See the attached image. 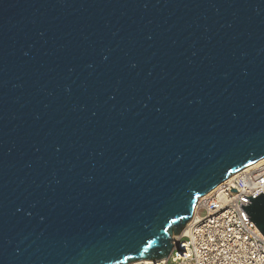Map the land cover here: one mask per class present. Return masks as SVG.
<instances>
[{
    "label": "water",
    "instance_id": "water-1",
    "mask_svg": "<svg viewBox=\"0 0 264 264\" xmlns=\"http://www.w3.org/2000/svg\"><path fill=\"white\" fill-rule=\"evenodd\" d=\"M262 158L264 0H0V264L166 258Z\"/></svg>",
    "mask_w": 264,
    "mask_h": 264
},
{
    "label": "built area",
    "instance_id": "built-area-1",
    "mask_svg": "<svg viewBox=\"0 0 264 264\" xmlns=\"http://www.w3.org/2000/svg\"><path fill=\"white\" fill-rule=\"evenodd\" d=\"M262 192L264 164L232 174L198 199L169 256L143 264H264V235L241 206Z\"/></svg>",
    "mask_w": 264,
    "mask_h": 264
},
{
    "label": "bare ground",
    "instance_id": "bare-ground-1",
    "mask_svg": "<svg viewBox=\"0 0 264 264\" xmlns=\"http://www.w3.org/2000/svg\"><path fill=\"white\" fill-rule=\"evenodd\" d=\"M264 164V158L258 160L257 162L251 164V165H248L246 166L245 168H243L242 170H245V171H250V170H254L260 166H262ZM237 173V172H236ZM235 174V173H234ZM232 176V175H231ZM214 190H212L211 192H209L207 195H210L212 194ZM147 260H151V258H143V259H140V260H137V261H134L132 263H135V264H143L145 261Z\"/></svg>",
    "mask_w": 264,
    "mask_h": 264
},
{
    "label": "snow or ice",
    "instance_id": "snow-or-ice-1",
    "mask_svg": "<svg viewBox=\"0 0 264 264\" xmlns=\"http://www.w3.org/2000/svg\"><path fill=\"white\" fill-rule=\"evenodd\" d=\"M150 243H151V241H150Z\"/></svg>",
    "mask_w": 264,
    "mask_h": 264
},
{
    "label": "rangeland",
    "instance_id": "rangeland-1",
    "mask_svg": "<svg viewBox=\"0 0 264 264\" xmlns=\"http://www.w3.org/2000/svg\"><path fill=\"white\" fill-rule=\"evenodd\" d=\"M131 264V263H130Z\"/></svg>",
    "mask_w": 264,
    "mask_h": 264
}]
</instances>
